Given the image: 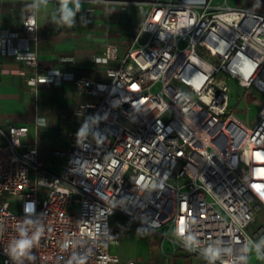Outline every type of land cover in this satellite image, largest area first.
Instances as JSON below:
<instances>
[{"label": "built area", "instance_id": "obj_1", "mask_svg": "<svg viewBox=\"0 0 264 264\" xmlns=\"http://www.w3.org/2000/svg\"><path fill=\"white\" fill-rule=\"evenodd\" d=\"M119 4L144 21L123 57L106 46L107 82L72 79L93 100L74 108L69 146L52 153L61 172L23 142L26 125L0 124L2 264H136L110 251L116 214L213 264H250L252 250L264 264V104L251 125L229 105L231 81L264 96V14L188 0ZM21 29L0 37V56L33 71L20 73L32 93L59 85V72H35L33 4ZM21 238L32 245L15 257Z\"/></svg>", "mask_w": 264, "mask_h": 264}, {"label": "crops", "instance_id": "obj_2", "mask_svg": "<svg viewBox=\"0 0 264 264\" xmlns=\"http://www.w3.org/2000/svg\"><path fill=\"white\" fill-rule=\"evenodd\" d=\"M104 1L79 0L77 10L70 0L68 7L75 14L68 25L62 21L61 0H0V37L22 35L21 22L33 4L38 25L35 72L57 71L62 75L59 85L41 84L32 93L20 73L30 75L33 71L15 62L12 55L0 56V124L26 125L28 133L23 142L36 146L43 168L54 174H59L64 160L52 157V153L67 150L70 133L77 126L74 108L93 100L76 93L72 79L107 82L105 69L110 64L104 61L106 46L116 45L118 57H123L144 21L135 8L123 9L119 4L123 0ZM188 1L197 5L208 2L211 7L225 4L264 14V0ZM110 228L119 233L118 244L110 251L121 263L213 264L119 214L111 217ZM250 259L259 263L253 254Z\"/></svg>", "mask_w": 264, "mask_h": 264}, {"label": "rangeland", "instance_id": "obj_3", "mask_svg": "<svg viewBox=\"0 0 264 264\" xmlns=\"http://www.w3.org/2000/svg\"><path fill=\"white\" fill-rule=\"evenodd\" d=\"M229 88H230V101H229L230 112L234 113L237 116V118L243 123L247 125H251L256 120L258 110L264 104V96L257 93L253 89H241L236 85V83L232 81L229 82ZM167 118H168L167 116L164 117L165 120ZM3 200L8 201L10 203L11 209L14 205H17L19 203H24L23 200L11 196H5ZM0 201H2V197H0ZM12 210L17 213H24L27 211L26 208L20 209L19 207L13 208ZM262 223H264L263 213H261L256 220V224H262ZM252 254L257 258V261H259V263L252 262L251 259H250V263L262 264V260L260 256L255 254L254 252H251L250 256ZM0 264H2L1 256H0Z\"/></svg>", "mask_w": 264, "mask_h": 264}, {"label": "clouds", "instance_id": "obj_4", "mask_svg": "<svg viewBox=\"0 0 264 264\" xmlns=\"http://www.w3.org/2000/svg\"><path fill=\"white\" fill-rule=\"evenodd\" d=\"M44 2L46 3L47 0H44ZM69 2L70 0H61L60 11L62 13V21L68 25H71L72 18L75 13L72 11V9L68 7ZM72 2L75 3L76 9L79 10V0H72ZM80 134L83 135V130L81 131ZM23 235L24 234L22 233V237ZM189 239H192V237H189ZM31 245H32V240L21 238L20 240L16 241L15 246L12 248V253L15 257L23 256L25 255L27 250L31 247ZM256 248L257 251H259V245H257ZM205 254L210 260H213L219 257L220 252L219 249H214L210 247L206 250Z\"/></svg>", "mask_w": 264, "mask_h": 264}]
</instances>
